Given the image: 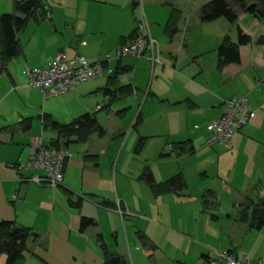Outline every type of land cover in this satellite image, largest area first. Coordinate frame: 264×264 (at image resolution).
Wrapping results in <instances>:
<instances>
[{
  "label": "crops",
  "instance_id": "crops-1",
  "mask_svg": "<svg viewBox=\"0 0 264 264\" xmlns=\"http://www.w3.org/2000/svg\"><path fill=\"white\" fill-rule=\"evenodd\" d=\"M83 1L94 2L93 0H83ZM189 1L193 11H198L199 13L200 7L211 0H197V2H193L195 0H189ZM131 2L132 0H109V1L95 0V3L106 4V6L111 8L109 9L110 10L109 16L107 14L108 16V20L106 21L107 26H101V20H100L101 18H97L96 21H94L95 19H93L92 25L88 21L82 22L81 19H79L78 24L75 27V31L77 32L76 37L74 38L73 42H71V44L67 45V47L70 46V48H67L65 51L70 54H74L72 56H75L80 54L79 48H85L87 46L88 47L104 46L105 40L102 39V37H104L105 34H107L108 36L114 38L115 41L114 44L110 45L109 48L108 47L106 48L104 54L106 53L107 55L111 50H115L119 46H122L121 44L122 39H126L135 29L136 25L141 24L143 27V33L147 32L153 40H155L160 44V50L158 52L157 62L150 64V62L147 61L145 57H143L145 63H148L150 67H145V70L142 68L143 70V71L141 70L142 74L139 73L136 76L134 74L135 78L130 79L129 83H127L126 81L127 79L123 78L122 76L121 80L124 82L123 84H118L117 77L128 73L132 69L129 66L130 64L121 65L120 61L119 62L116 61L114 63L113 68L111 69L109 67L107 60H105L106 58L104 59V54L102 56L99 55L94 57L88 53L87 57L83 56L88 62L101 63V68H102L101 75L99 78L94 80H99L102 74L106 73L105 77L102 78L103 83L92 84L88 87L81 86L75 91H74L75 88L74 87L73 89L67 92L74 91L73 93H77L79 95H84V94L93 95V94L101 93L102 99L100 97H97L98 95H94V98H96L95 104L93 106L94 110L93 111L86 110L82 114L76 116L75 118H72L67 123H60L56 121L48 113H41L40 115L36 116V118L39 120L42 130L50 129L55 133L54 139L49 140L48 143H44L43 141H41L42 145L44 147H49L50 144L58 140L56 131L52 130L49 127L43 126L42 123L43 115H46L52 121L57 122L59 124H68L72 120L78 118L79 116L85 113L94 112L93 116L97 125L101 129V133L99 134L93 132L88 134V136L85 139L80 138V140L78 136L77 137L70 136L67 139H63L64 140L63 144H61L62 140H59L60 145L58 146V148L63 146V148L66 149L68 153L67 148L69 143H85L92 134L96 135L99 140L104 136L107 129L98 124L95 117L97 112H104L107 121L108 119L113 120L111 122L113 125H117V124L120 125L117 119H120L121 117L124 116L126 111L129 110V106L127 107L122 106L123 108H120L118 110L114 109V107H116L118 104L123 105L125 102L127 103L128 101H130L131 98L135 101V103H137L139 101L137 99V93L142 92L143 94L142 102H141L142 104L146 101L148 97L151 98L153 97L155 99H158L162 103H166L170 106H174L175 108H180V110H183V112L185 113V118L183 119V123L180 124L181 127H179V122L176 121V128L178 130L175 131V135L173 136L172 140L170 142H166L165 144L163 145L161 144L156 147V153L158 159L165 160L173 156L169 154V149L171 148L170 144L183 143L188 141L192 146L193 151L191 154H186V155L197 156V160L195 159L196 161H194L195 162L194 175H197V173L200 172L198 174V177L199 179L202 180L208 177V169L213 170L214 177L219 179L221 183V189L228 195L232 194V190H233L231 188V184L233 183V181L230 179L229 176L231 171L233 174L235 171H237L238 167L240 166L243 167V165L246 164L245 165L246 168L249 165H251V163H253L254 165H252L251 173L249 175H252V170L256 165L260 167V171L258 175H262V173H264V43L256 44V41L260 38H264V28L261 26L259 27L260 20H263L264 17L255 18L251 16L250 27L253 26L259 27V33L257 35L252 34V32H249L248 29L243 28L241 24H239L238 20L240 16L245 15L244 13H239L236 22L234 24H230V25H235V36L233 39L231 38V36L224 33L222 30L215 32L216 34H214V38H213L214 40L212 42V44H214L215 46L211 49L213 50V53L215 55L216 67H211L210 70L209 68L201 67L200 65H197L198 67H178L177 64L179 57L188 54L190 58H192L191 61L197 64V60L195 57H199L202 55V53H204V52L197 53L194 48H190L188 46L187 40L189 39L188 36L189 31L184 36L181 34L182 30L178 29L179 28L178 22L180 18L175 13V10L179 11L180 4H177L179 6H177L176 4H166V8H170V11L166 10L165 16L161 20V22H156L154 19L152 18L148 19L146 17L147 14L145 13V6L144 8H142L139 18H137L134 13L135 6L137 5V3L135 1V4L132 5ZM112 7L114 9H112ZM76 9L77 7L73 11L74 22L77 15ZM118 9H120L122 13H118L119 11ZM46 12L48 13V11ZM46 17L48 20H50V18L44 14L43 18ZM220 20L221 19L215 21H220ZM159 23H161V25L164 26L161 34L156 33L154 36H152L150 34L151 27L152 28L153 26L158 27ZM205 24L207 23H201L199 21L197 15L193 20L191 26H195V29L197 28L198 30L201 31L202 28H205L204 27L206 26ZM182 27L183 26H181L180 29H182ZM172 28L173 31L171 30ZM230 29L231 28H229V30ZM236 29H239L242 32V34L248 36L250 38V43L245 46L238 47V55H239L238 64L236 65L228 64L219 68L217 67L215 49L224 38H226L229 43L234 44L236 40ZM97 38H100L101 40L97 41ZM17 41L19 43L18 37H17ZM127 43L128 41H125L124 45ZM57 51L59 52L61 50L59 49ZM57 51L54 54L52 53L49 54L45 58V60L41 62V64H38L37 67L32 64L30 65L31 62L29 60V56L24 55L25 58L23 63L25 65V68L33 69V68H41L46 66L51 61L50 59L53 56H55L56 53H58ZM23 53H24L23 46L19 43V53L14 58L23 56ZM12 59H10L6 63V65ZM156 64H160V67H155ZM6 65L3 68V70L0 72V75L6 76L10 86L14 87L15 86L14 78L15 75L17 76V70L13 69V67H6ZM24 69L20 70L21 73ZM115 69L119 71L118 75L114 74ZM147 70L149 71L148 75H147ZM209 72H213L212 77L211 75H208ZM111 77L114 78L111 79ZM137 79H139V81H137ZM0 80H3V77L0 78ZM243 96L247 98L248 102L253 108L254 111L253 117L249 119L248 122H246V124L243 127L237 130L227 143L219 146L214 144L208 145L206 143L208 133L205 131V125L208 122L218 118L223 113L224 100L238 99ZM96 107H98L99 109H96ZM85 109H91V108L85 107ZM173 113L177 118V114H178L177 111L171 112V114ZM165 114L170 115V113H165ZM109 116H112L117 119H112ZM23 120H26V122L22 123ZM140 122L142 121H141L140 111L138 110L134 116L131 125V130H135L137 125L138 124L140 125ZM30 125H31L30 117H20L17 121V126L21 128V131H28L30 129ZM85 133L86 132L84 130L80 131V135L81 134L84 135ZM30 137L32 136L27 137V140L25 142L26 154L24 156L22 164L25 162L27 158V143ZM146 138L147 136L136 138V143L134 146L135 152L138 153L142 149L144 140ZM168 139H170V136L168 137ZM139 141H140V145H138ZM123 145L118 146V151L122 150ZM89 147L90 146L88 144L85 150L86 153L82 157V162L83 164L85 163L84 168H86L87 170L86 171L87 173H85V175L87 176V181H93L96 183V185L98 184L101 186L106 181H108V172L104 175L98 173L99 164H97V162L95 163L96 157L99 154L98 152H96V150L101 149L102 147L99 146L96 149L94 148L89 149ZM49 148H53V147H49ZM216 150L220 152L219 155L218 153H215ZM213 155H215L216 158L215 159L216 165L211 166L214 163ZM102 156L105 158L107 157L105 150ZM182 156L183 155L177 157L174 156L175 158H177L175 161V165L172 163L173 167L170 168V171L168 172L169 174L167 178H164V180L161 181L154 180L153 175L147 166H143L137 172L136 175L137 182L143 184L146 187V189L149 192V195L152 197L153 200L152 207L150 208V210L146 211L145 213L143 212V214H141L143 215L141 217L142 220H140V217H134L130 215L131 213H135L137 215V212L136 209L133 208H131L133 210H130L127 206V203L126 204L123 203L122 205V201L117 200L118 209H116L115 202L112 203L106 199L96 197L95 195L92 194L94 192L93 190H91V188L85 190V188L82 186L83 185L82 177L84 172H82L81 175L82 185L81 186L79 185L78 188V191L80 193L75 192L74 191L75 188L71 187L69 183L65 181L68 172L67 159L69 157V153L67 159L63 163L61 183L54 190L53 189L50 190V188L45 186H36L34 183L30 182L29 178L31 177L32 174L34 173L41 174V173L37 171L34 172L31 170H23V171L17 170V166L22 165L20 163V160H15L13 158H12L13 160L11 159L9 161L0 160V163H3L5 167L8 164V167L6 168H10L11 170L15 169L16 171L15 176L17 175V177H15L14 174L9 171L10 169H6L7 171H9V174L6 173V176L4 178H0V190H2L3 195L4 196L10 195V190L11 188H13L14 191L13 199L16 200L19 199L18 205H23V204L31 205L32 210L28 215L33 217V215H38L41 212L43 217L47 218V223H48L46 228L47 234L45 236L46 241L44 243H43L44 240H40L39 235L32 231L31 229L32 227L28 228L18 224V226L28 228L32 233L37 235L36 236L37 238L32 239L29 244L28 250L30 251L29 252L30 254H29V259L26 262L27 263L32 262V264L35 263L53 264L52 259H50V256L52 258L53 257L61 258L62 256L60 254L61 245L59 244V242L55 240H58V238H61L64 234H66L67 240L71 239L73 241L71 243V246H67V248H70L71 250L73 247H75L74 241H76V244L78 245L80 242L79 241L80 236L86 235L88 234V232H92L93 233L91 234L92 239L97 244V247L99 249V244L96 240L97 236L98 235L100 236V239L103 243L102 230L108 227V233L115 232L116 230L115 223L116 221L118 223V220H119L118 223L119 226L122 227L123 229V234L120 235V237L122 236V238H120L121 242L122 240H124L126 247H129L128 244L129 242H131L133 244L132 248H134V250L131 253L129 251L127 252L128 255L130 256H127V254L123 252L124 250L122 249L116 252L115 251H111V252L121 256L127 264L128 262L130 264L135 263L134 258H132L133 253L139 254L140 252H142L140 254L147 255V258L149 256L152 257L153 251L156 249V244H155L156 242L154 238L157 236L158 231H160V234L169 233L175 237L183 238L184 240L197 241L196 239H193L186 234L187 231L186 228H184V226L180 225V227L177 229L165 225L162 222V220H160V217H162L163 215L165 216L167 214L166 212L167 206L176 207V209H178V211L181 213V215H183L185 219H187L186 217H190V215H194L196 217L198 213H200L199 214V216H201L200 221L202 222L204 220V215L206 213L205 211L207 209H214L215 205H212L214 204L212 203V200L214 199V193L211 190V188H206V190H204L203 188H199V191L196 193L197 196L196 199L199 200L200 205L196 207L195 205L196 202L193 200L194 197H192V194L188 193L186 189L184 168L186 167V164H188V161H186V158ZM116 157H118V155H116ZM257 157L260 158L261 163H255V161L252 160ZM226 161H229V164H226ZM169 162L171 163L172 161L169 160ZM228 166L230 167V169L227 171V176H226L224 167H228ZM0 167H2V164H0ZM144 169H148V171L151 174L152 180L154 181L155 184L164 182L165 180H167L172 176L180 175L184 183V188L177 193L168 192L164 194L155 195L151 192L150 188L146 185V183L140 179L141 172ZM65 173L66 175L63 176ZM67 178L69 180V177ZM257 183L260 185L259 180H257ZM5 184H9L11 186L10 189L7 190ZM42 188L45 189L43 190ZM56 190H59V193L58 192L56 193ZM30 193L35 195L34 196L31 195V197L28 198V195ZM53 194L54 196L50 198V196ZM58 196H60L63 199V201L67 206V210L65 209L62 211V213L60 212L61 214H58L59 211L57 210L55 211L54 209V201L55 198ZM73 197L79 199L77 206H70L68 204V200L70 198L72 199ZM262 198H264V193L257 192L256 196H254V201L255 199L258 201ZM92 200H94L92 202V205L95 206V210L89 207L87 204L83 203L84 201L89 202ZM238 200L242 201V195H238ZM33 201L36 202L34 203ZM204 201H208L210 203L209 205L204 204L205 208L202 207ZM247 201L249 202V200ZM161 202H165L164 208H161V204H162ZM251 203L252 202L250 200V204H246L244 206L241 204V202L235 201L234 205L236 207V215L238 214L239 209H242L244 207H246L247 211L251 209L253 207V204H255V203L252 204ZM199 206L202 207V210H198L200 208ZM73 209H75V211ZM137 209L139 210V208ZM8 215L9 212L7 211V209L0 210V221H13L17 225V223L14 220H11L12 218H9ZM101 215H103V217L106 219L104 229L100 225ZM80 217L92 219L94 222V226L80 232L78 230V223ZM145 217L148 220H145ZM125 218L131 220L135 219L133 222L130 221L132 225V230L124 224ZM218 219L219 218L217 215H213V214L209 215V220L211 222L217 223ZM227 219L229 221L227 223L228 229L231 230L232 228L236 227L239 228L243 233V238L241 241V244L243 245L231 244L232 242L229 241L227 246L224 248V250L220 249L219 252L229 253L237 257L247 256L248 260L251 262L257 260L264 261V224L261 226L259 230H254L253 228H250L248 226L247 222L246 225L245 223H242L238 219V217H237L238 221L229 217L228 215H227ZM204 224L205 226H207V223ZM113 235H114L113 236L114 242H117L118 232L114 233ZM132 236L138 241L137 247L134 246L135 243L133 240H131ZM199 248H202V246L200 245ZM208 251L209 250L207 248L200 249V254L197 257L196 264L201 263V257H208V258L211 257L213 253L210 254ZM126 257L128 258V262L126 260ZM176 257L177 256H175V258ZM166 259L165 260L163 259L161 261L156 260L155 263L164 264L162 262L167 261ZM176 259L177 260H174L173 264L175 262H182L180 261L179 258ZM182 263L188 264L184 262V260ZM3 264H4V257H3Z\"/></svg>",
  "mask_w": 264,
  "mask_h": 264
},
{
  "label": "rangeland",
  "instance_id": "rangeland-1",
  "mask_svg": "<svg viewBox=\"0 0 264 264\" xmlns=\"http://www.w3.org/2000/svg\"><path fill=\"white\" fill-rule=\"evenodd\" d=\"M13 1L15 0H0V15L12 12ZM93 1L94 2H84L83 0H42L43 13L48 16L50 20H48L47 17L43 18V15L36 12L34 16L35 18L28 19L24 28L18 33L17 37L19 39V43L23 46V56L12 59L6 65V67H13V69L17 70V76L15 75V78L13 77L15 80V86L11 87L7 77L0 75V78L3 77L4 80H0V160L9 161L13 158L15 160H20V163L22 164L26 154L25 142L27 137L32 136L34 138H38L44 143H48L49 140L55 138V133L50 129H41L39 120L36 118V116L41 113H48L56 121L60 123H67L72 118H75L86 110H94L93 106L96 101L94 95H98L97 97L102 99L101 93L93 95H79L73 92L81 86L88 87L92 84H102V78L105 77L106 73H103L99 80H90L82 82V84H77L73 92L44 98L38 89L26 86V79L20 71L25 68L23 63L25 58L24 55L29 56V60L31 62L30 65L32 64L36 67L38 64H41V62L44 61L49 54H54L59 49L66 53L65 55L68 57H73L72 55L74 54H70L65 50L70 48V46L67 47V45L71 44L76 37L77 32L75 31V27L78 24L79 19H81L82 22L88 21L92 25L93 19L96 21L97 18H101V26H107L106 21L108 20L109 9L111 8L106 6V4H98L95 3V0ZM135 1L137 3L134 11L135 16L139 18L140 12L145 6V13L147 14L146 17L148 19L152 18L156 22H161L165 16L166 10L170 11V8H166V4H180L179 11L181 13L178 10H175V13L180 18L178 22V29L182 30L181 34L184 36L189 31V39L187 40L188 46L190 48H194L197 53H204H202L199 57H195L197 64L191 61L192 58H190L188 54L179 57L177 64L178 67H198L197 65H200L201 67L209 68V70L211 67H216L215 55L211 49L215 46L212 44L214 34H216L215 32L222 30L224 33L231 36L232 39L235 36V25L227 24V22H224L222 19L220 21H213L205 24V28H202L201 31L197 28L195 29V26H191L193 20L198 15V11H193L189 0ZM193 2H197V0ZM76 7L77 15L74 22L73 11ZM112 9L114 8L112 7ZM118 10L120 11H118V13H122L120 9ZM46 11H48V13ZM250 19L251 16L245 14L240 16L238 22L243 28L248 29L249 32H252V34L257 35L259 33V27L261 26L264 28V19L260 20L259 27H250ZM181 26H183L182 29H180ZM163 27L164 26L161 25V23H159L158 27H151L150 34L152 36L156 33L161 34ZM229 28L231 29L229 30ZM102 39L105 40L104 46H87L85 48H79L80 57H87L88 53L94 57L99 55L102 56L106 48H109L110 45L115 42L114 38L108 36L107 34H105ZM100 40V38H97V41ZM156 43L160 50V44L158 42ZM55 56H53L50 60H52ZM104 59L108 60L109 67L112 69L114 63L116 62L114 50H111L107 55L105 53ZM120 62L121 65L130 64L129 66L132 69L128 73L117 77L118 84H123L124 81L121 80L122 76L127 79L126 81L129 83L130 79L135 78L134 74L135 76L139 73L142 74V68L145 70V67H150L148 63H145L143 58L136 60L123 58ZM160 64H156L155 67H160ZM212 73L213 72H209L208 75H211L212 77ZM148 74L149 71L147 70V75ZM137 81H139V79H137ZM142 95V92L137 93V99L139 100L137 103H135V101L131 98L127 103L125 102L123 105L118 104L114 107V109L118 110L123 108L122 106H129V110H127L124 116L120 119L109 116L112 119H117L120 125H113L111 123L113 120L108 119L107 121L104 112L96 113L95 117L98 124L105 127L107 130L100 140L96 135L92 134L85 143L68 144L67 150L69 157L67 159V177H69V180L67 177L65 179L71 187L75 188V192L78 193L79 185L81 186L83 184L82 186L85 190L91 188L94 192L92 194L96 197L106 199L112 203L115 202L116 209H118L117 200H121L122 205L123 203H127L130 210L136 209L137 212V215L135 213H131L130 215L140 217V220H142L141 217L143 216L141 214L149 211L152 207L153 200L146 187L137 182V172L143 166H147L150 169L154 180L161 181L164 180V178H167L170 168L173 167L172 163L175 165L177 158L171 156L169 159L165 160L158 159L156 147L161 144L163 145L166 142H170L175 135V131L178 130L176 128V121L179 122V127H181L180 124L183 123V119L185 118V113L183 110H180V108H175L174 106L162 103L153 97H148L142 104ZM85 107H90L91 109H85ZM138 110L140 111L142 122H140V125H137L135 130H131L134 116ZM173 111H177V118L174 113L171 114ZM165 113H170V115H166ZM20 117L31 118V125L28 131H21V128L17 126V121ZM142 136H147V138L144 140L142 149L137 153L134 151L136 138ZM169 136L170 139H168ZM88 144L90 146L89 149H96L99 146L102 147V151L101 149L96 150L99 154L96 157L95 163L97 162V164H99L98 173L104 175L108 172V181L101 186L98 184L96 185L93 181H87V176L85 175L87 170L84 168L85 163L83 164L82 157L86 153L85 150ZM120 145H123V148L118 151V146ZM104 150L106 151V158L102 156ZM215 153H218V155L220 154L217 150ZM116 155H118V157H116ZM182 157L186 158V161H188V164H186V167L184 168L186 189L188 193L192 194V197H194L193 200L196 202V207L200 205L199 200L196 199V193L199 191V188H203L204 190H206V188H211L214 193V199L212 200V203H214L212 205H215L214 209H207L205 211L206 213L202 222L200 221V213H198L196 217L194 215H190V217H186L187 219H185L176 207L167 206V214L160 217V220H162V222L169 227L178 229L180 225L184 226L187 231L186 234L197 241L184 240L183 238L175 237L169 233L160 234V231H158L157 236L154 238L156 242V249L153 251L152 257L149 256L147 258V255L140 254L142 252L139 254L133 253L132 258H134V264H157L155 263L156 260L161 261L166 258H168L166 259L167 261L162 263L173 264L174 260L179 258L182 262L184 260V262L188 264H196L197 257L200 254V249L202 248H207L209 250L208 252L212 254L214 252H219L220 249L224 250L229 241L232 242L231 244L243 245L241 244L243 238L241 230L236 227L231 230L227 228V223L229 222L227 215L238 221V214L236 215V207L234 205L235 201L241 202L244 206L246 204H250V200L252 203H256L257 200L255 199L254 201L256 193H264V173H262V175H258L260 167L256 165L252 170V175L249 174L251 173L252 165H254L253 163L246 168V164H244L243 167H238L237 171L233 174L231 171L229 176L233 181L231 184V188L233 190L232 194L228 195L221 189V183L219 179L214 177L213 170L208 169V177L202 180L198 177L200 172H198L197 175H194V161L197 160V156L183 155ZM213 158L214 163L211 166L216 165L215 155H213ZM169 160L172 162L170 163ZM252 160L255 161V163H261V160L258 157ZM0 164H2L3 167H0V178H4L6 173L9 174V171L15 176V169L11 170L10 168H6L8 167V164L6 167L3 163ZM226 164H229V161H226ZM6 169L10 170L7 171ZM229 169V166L224 167L226 176ZM82 172H84V174L81 184ZM65 175L66 173L63 176ZM15 177H17V175ZM257 180L260 181V185L257 183ZM5 185L7 190L10 189L11 186L9 184ZM42 189L44 190L45 188ZM50 190L52 189L50 188ZM57 192L59 193V190H56V193ZM13 194V188L10 190V195L5 196L3 195L2 190H0V210L7 209L9 212V218H12L11 220H14L17 225L19 224L28 228L32 227V231L38 234L40 240H44V243L46 241L45 236L47 234V218L43 217L41 212L38 215H33V217L28 215L32 210L31 205H18L19 199H13ZM31 195L34 196L35 194L30 193L28 198H30ZM238 195H242V201L238 200ZM53 196L54 194L51 195L50 198ZM247 200H249V202ZM93 201L94 200L89 202L84 201L83 203L95 210V206L92 205ZM33 202L35 203L36 201ZM161 203V208H164L165 202ZM137 208H139V210ZM54 209L55 211H59L58 214H61L65 209L67 210L65 202L60 196L55 198ZM73 210L75 211V209ZM198 210H202V207ZM211 214L218 216L219 219L217 220V223L209 220V215ZM134 220L125 218L124 224L132 230L130 221L133 222ZM145 220L148 219L145 217ZM100 221V225L104 229L106 219L103 215H101ZM240 221L245 223V225L247 224L242 220ZM118 223L117 221L115 223V232L108 233V227L102 230L104 238H102L103 243L110 251L116 252L122 249L127 256H130L127 252L129 251L131 253L134 250V248H132L133 244L129 242V247H126L125 241L122 240L121 242L120 238H122V236L120 237V235L123 234V229ZM204 223H207V226H205ZM116 232H118L117 242H114L113 234ZM91 234L93 233L88 232V234L80 236L79 244L77 245L76 241H74L75 247L71 250L70 248H67V246H71L73 241L71 239L67 240L66 234H64L61 238H58V240H55L61 245L60 254L62 256L61 258H52L50 256L53 264H101V250L98 249ZM131 240L134 241V246L137 247L138 241L133 236ZM30 242L31 239H28L24 251V260L18 262L17 264L27 263L26 261L29 259L30 254V251L28 250ZM200 245L202 248H199ZM175 256L177 257L175 258ZM126 260L128 262L127 257ZM0 264H3V257L1 255ZM27 264H32V262ZM128 264L130 263L128 262Z\"/></svg>",
  "mask_w": 264,
  "mask_h": 264
},
{
  "label": "trees",
  "instance_id": "trees-1",
  "mask_svg": "<svg viewBox=\"0 0 264 264\" xmlns=\"http://www.w3.org/2000/svg\"><path fill=\"white\" fill-rule=\"evenodd\" d=\"M131 4L134 5L135 0H132ZM12 5L13 8L11 13L0 15V72L9 60L19 53L17 34L24 28L28 19L35 18L36 12L44 15L42 0H15ZM239 13H244L255 18L264 17V0H211L200 7L198 18L201 23L222 19L228 24H234ZM171 30L173 31V28ZM133 33L134 30L126 39H122L121 44L124 45L125 41L129 42L133 37ZM249 43L250 38L242 34L239 29H236V40L234 44L229 43L228 40L224 38L215 49L217 67L220 68L228 64H238V47L245 46ZM263 43L264 38H260L256 41V44ZM119 61L120 60L117 62ZM114 74L118 75L119 71L115 69ZM113 78L114 77H111V79ZM93 113L94 112L85 113L68 124H59L52 121L46 115H43V126L56 131L58 136V140L50 144L49 147L57 149L60 145L59 140H62L61 144H63V139H67L70 136H78L80 140V138L85 139L88 134L93 132L100 134L101 129L97 125ZM24 122H26V120L22 121V123ZM81 130H84L86 133L80 135ZM138 145H140V141ZM170 145L169 154L175 157L191 154L193 151L188 141ZM140 179L146 183L151 192L155 195L168 192L177 193L184 188V183L180 175L172 176L164 182L155 184L148 169H144L141 172ZM78 202V198H70L68 200L70 206H77ZM204 204L209 205L210 203L204 201L202 205L203 208H205ZM238 219L247 222L250 228L259 230L264 224V198L253 204V207L248 211L246 207L239 209ZM92 226H94L92 219L80 217L78 223V230L80 232ZM36 236L37 235L32 233L28 228L18 226L13 221H0V255L4 257V264H17L24 260L25 244L28 239H36ZM96 240L102 253L101 264H127L121 256L106 248L99 235ZM208 259V257H201L200 264H207ZM174 264L185 263L175 262Z\"/></svg>",
  "mask_w": 264,
  "mask_h": 264
},
{
  "label": "built area",
  "instance_id": "built-area-1",
  "mask_svg": "<svg viewBox=\"0 0 264 264\" xmlns=\"http://www.w3.org/2000/svg\"><path fill=\"white\" fill-rule=\"evenodd\" d=\"M158 52L156 41L147 32L143 33L142 25L137 24L133 37L127 44L114 50V57L116 61L123 58L136 60L145 57L150 64H153L157 62ZM101 72V63L88 62L79 55L67 57L64 52L59 51L46 66L25 68L22 74L26 79V86L38 89L46 98L70 91L82 82L97 79ZM223 105V113L205 125L208 145L227 143L232 135L254 115L253 108L245 96L224 100ZM67 157L68 153L63 147L46 148L38 138L30 137L27 143V158L22 165L17 166V170L37 171L41 174H32L29 181L36 186L55 189L61 183L63 163ZM207 264H264V261L251 262L247 256L237 257L215 252L209 257Z\"/></svg>",
  "mask_w": 264,
  "mask_h": 264
}]
</instances>
